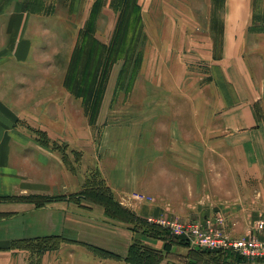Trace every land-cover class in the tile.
<instances>
[{"label": "crops", "instance_id": "crops-1", "mask_svg": "<svg viewBox=\"0 0 264 264\" xmlns=\"http://www.w3.org/2000/svg\"><path fill=\"white\" fill-rule=\"evenodd\" d=\"M29 1L0 0V264H133L131 244L163 249L103 206L72 201L89 169L147 221L219 209L243 233L248 211L264 207V29L253 24V0H143L139 77L106 90L97 139L51 65L72 49L70 13ZM117 94L122 104L110 102ZM26 123L46 132L48 147L9 131ZM56 143L81 150L75 172Z\"/></svg>", "mask_w": 264, "mask_h": 264}, {"label": "rangeland", "instance_id": "rangeland-1", "mask_svg": "<svg viewBox=\"0 0 264 264\" xmlns=\"http://www.w3.org/2000/svg\"><path fill=\"white\" fill-rule=\"evenodd\" d=\"M29 3L31 8L40 11L43 9L44 12L67 13L69 11L68 18L71 19L72 25V49L69 53L65 48V58L61 54L56 55L51 65H54L56 75L61 74L63 77L65 87L73 94L72 100L75 98L81 100L88 116L89 134L97 139L101 136L102 126L96 122L106 90L109 88L126 90L139 77L142 56L140 45L143 40L140 11L143 0H93L89 8H87L86 0H35L29 1ZM87 12L88 16L86 17L85 13ZM42 20L41 18V23H43ZM59 22L57 17V23ZM112 22L114 29L110 32L108 27L112 26ZM253 24L259 29H264V0H253ZM79 25L83 26L77 33ZM101 30L103 31L101 32ZM63 41L65 42V39L57 34V48L63 45ZM53 50L45 48L43 53L51 55ZM125 97L117 94L110 98V102L113 100L115 103H119L120 101L122 104ZM75 110V104H73V115L76 114ZM23 126L22 129L13 128L9 131L15 136L29 137L30 139L44 138L43 143L48 147L45 139L47 134L44 130L32 128L29 124L28 126L23 124ZM69 146L66 143H56L52 147L61 155L62 159H65L68 167H71L75 172L80 168L82 152L75 147L69 149ZM87 172L89 175L87 177L88 185L104 186L96 169H89ZM70 195H73L72 201L77 203L81 198L84 199L79 195ZM87 200L88 203L95 204L89 199ZM173 216L184 223L193 220L190 217L184 219L176 215ZM187 250L181 245L170 246V251L166 253L165 257L166 263L214 264L210 260L207 262L200 254H189V250ZM192 251L201 252V250ZM204 252L207 251L204 250Z\"/></svg>", "mask_w": 264, "mask_h": 264}, {"label": "built area", "instance_id": "built-area-1", "mask_svg": "<svg viewBox=\"0 0 264 264\" xmlns=\"http://www.w3.org/2000/svg\"><path fill=\"white\" fill-rule=\"evenodd\" d=\"M148 221L168 228L173 236L185 241L189 249L229 252L238 261H264V207L248 211L247 227L241 234L230 224L228 214L219 209L187 223L167 215Z\"/></svg>", "mask_w": 264, "mask_h": 264}, {"label": "trees", "instance_id": "trees-1", "mask_svg": "<svg viewBox=\"0 0 264 264\" xmlns=\"http://www.w3.org/2000/svg\"><path fill=\"white\" fill-rule=\"evenodd\" d=\"M100 179V178H99ZM88 178L85 181L83 189L78 193H73L74 195H79L83 197L84 200L89 199L93 203H98L104 206L105 213L112 218L118 219L122 222L133 223L135 228L142 230L144 233L152 236L154 238L161 239L163 241V249L158 250L154 248H149L146 246L138 245L137 243L131 244L126 256V260L133 264H159L160 261L166 257V253L170 251V246L172 245H181L182 247H186L189 250V254H200L207 261H212L214 264L221 263L225 258L229 260V263H237L239 262L237 258L233 257L231 253H221L214 250H201V252H193L192 249H189L187 243L182 239H179L173 236L168 228H165L159 224H155L152 222H148L144 218H140L136 216L131 210L121 205L119 202L114 200L111 190L105 185L104 186H96L94 184H87ZM101 180V179H100ZM73 195H70L72 199ZM61 196H57L56 198H60ZM31 200L37 201L39 203L43 202L48 198H44L42 196H30L28 197ZM88 201V200H87ZM187 250V251H188ZM191 250V251H190ZM103 253H108L106 251H102ZM208 255V256H207Z\"/></svg>", "mask_w": 264, "mask_h": 264}]
</instances>
